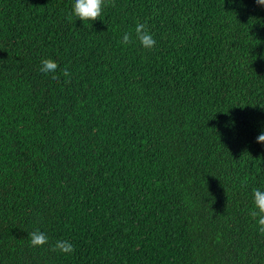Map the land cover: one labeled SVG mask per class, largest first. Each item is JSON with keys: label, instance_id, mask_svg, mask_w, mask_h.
I'll list each match as a JSON object with an SVG mask.
<instances>
[{"label": "trees", "instance_id": "1", "mask_svg": "<svg viewBox=\"0 0 264 264\" xmlns=\"http://www.w3.org/2000/svg\"><path fill=\"white\" fill-rule=\"evenodd\" d=\"M73 3L0 0V264H264V6Z\"/></svg>", "mask_w": 264, "mask_h": 264}, {"label": "clouds", "instance_id": "2", "mask_svg": "<svg viewBox=\"0 0 264 264\" xmlns=\"http://www.w3.org/2000/svg\"><path fill=\"white\" fill-rule=\"evenodd\" d=\"M258 6H264V0H255ZM106 0H74L72 5V11L68 15V20L71 21L73 17L81 21H96L100 19L103 8L105 7ZM111 6H115L114 0H112ZM138 41L139 44L147 50H152L156 45V40L152 33H150L144 23H137L133 33H125L120 43L128 45ZM59 66L53 59H43L41 61L40 71L42 73L48 74L53 80H59V76L56 75ZM61 75L64 77H70V72L67 68L61 70ZM69 82V81H66ZM256 142L264 144V132H261L257 138ZM253 207L249 211V216L255 222L257 231L264 235V190L253 189ZM28 238L30 241V246L34 248L43 247L49 243L48 236L36 229L28 233ZM53 252H60L64 254H70L74 252V246L69 240H57L50 248Z\"/></svg>", "mask_w": 264, "mask_h": 264}]
</instances>
